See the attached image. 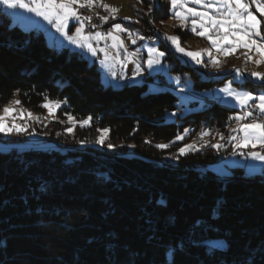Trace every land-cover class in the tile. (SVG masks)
Masks as SVG:
<instances>
[{"label": "trees", "instance_id": "trees-1", "mask_svg": "<svg viewBox=\"0 0 264 264\" xmlns=\"http://www.w3.org/2000/svg\"><path fill=\"white\" fill-rule=\"evenodd\" d=\"M127 1L133 20L123 24L138 36L156 38L172 16L170 0ZM173 31L184 35L179 25ZM158 41L169 73L189 80L191 92L231 77L213 80ZM154 82L165 88L149 92ZM166 84L157 74L142 84L104 85L96 63L12 24L0 7V107L17 94L24 107L40 110L47 95L67 101L59 118H92L72 137L59 122L36 128L56 139L53 149L0 151V264H264V177L204 170L231 144L179 155L192 135H234L236 111L205 101L183 115ZM103 128L113 149L76 148V139Z\"/></svg>", "mask_w": 264, "mask_h": 264}, {"label": "rangeland", "instance_id": "rangeland-1", "mask_svg": "<svg viewBox=\"0 0 264 264\" xmlns=\"http://www.w3.org/2000/svg\"><path fill=\"white\" fill-rule=\"evenodd\" d=\"M103 3L108 5L111 8L117 9L116 18L112 19L111 15L106 12L102 7L103 13H101L99 10L96 11V16H108L109 19L107 23L110 22V28L112 29L113 26L117 23L121 24L123 28L126 29L124 32L119 33H113L114 35H125V38L123 40L124 48H113L112 47V40L107 39L105 46L103 48L96 47L97 53L103 54V60L110 61L111 64L115 66L120 65H126L128 66V69H126L127 74H134L132 76V80L128 83H137L142 84L143 83V77L146 76V71H150L151 75L152 73H161L163 76L166 77V86L169 87L168 89L171 90L173 93L179 95V100L177 102V107L180 108L181 114H186L190 111H197L204 108L203 103L206 101L207 104H209V101H214L219 103L222 106H225L230 109H234L236 112L233 114L232 118H234L237 115H241L243 112V109L237 104L236 100L233 99L231 96H228L226 93L221 92L220 90L223 88H226L231 83V88L235 90L236 92H251L253 95H261L264 94V88L259 86L263 85L264 82L256 80L251 77V73L253 71L264 73V64H261L257 66L254 63V60L259 59L258 56L255 55V53H252L253 55V61H246L244 53L246 52L245 49H238L234 54L229 55L228 57H225L222 53H217L214 49H212L211 44L209 43L208 39L205 37H200L193 33L191 31V21L193 19H199L198 17H189V19L182 25L179 20H177L174 16V11L171 7V18L164 24L160 25L158 27L159 30H161L160 33H158L156 38L151 39V37H146L144 35L139 34V36H143L144 39L141 40L138 38V35L136 33V30H131L129 28H126L123 23H130L133 20L132 14L128 7V1L127 0H103ZM171 6V3H170ZM2 10L6 12L10 19L12 24L18 25L20 28L25 30H30L34 26H38L39 29L45 31L47 42L50 45H54L56 49H61L65 44L66 46H70V51L76 49L80 52V54H83L85 57H90L91 62L94 63V58L96 56H92L90 52H88L86 49H81L76 47L74 44H70L67 39H65L64 36H62L59 32L56 31L55 27L53 25H50L47 23V21H44L40 17H36L32 13L25 12L22 9H7L4 5H0ZM188 7L195 8L197 11H204L203 8H201L199 5L189 3ZM100 9V8H99ZM90 10L91 15L94 16L95 12L94 9H86ZM179 10V9H177ZM253 11H255L253 6ZM211 14V10H210ZM258 19L262 21V29H264V17H260L259 13H256ZM128 18V19H125ZM78 26V21L76 20H69L68 23V34L72 35L70 31L71 25ZM182 27V32L184 35L179 36L174 33V27L177 26ZM199 31V29H197ZM75 32V30H74ZM131 32L132 36L129 37L128 33ZM188 33H191V36L187 35ZM178 37L179 38V44L180 47H182L185 52H199L201 53L200 56V63L195 62L192 60L189 56L185 55L184 53L177 51L176 46L172 44V42L167 39V37ZM158 38L162 39L165 44L169 46V48L172 50L173 53H175L182 62L189 63L192 67L198 68L203 70V72H207L211 79L213 80H220L222 77H224L225 74H230L231 77L229 79H226L225 82L221 84H217L213 86L209 90H202L198 92H191V83L189 80L181 81L179 76H175L173 74H170L168 71V68L166 64H163L165 52L159 48V41ZM133 39H135V43L133 44ZM121 40V39H120ZM122 41V40H121ZM91 44L95 42H91ZM93 46V45H92ZM225 47H229L228 45H225ZM151 48H155L157 52H163L164 56L159 57V63H154L152 68L148 67L147 61L150 56L149 50ZM101 49L107 50V58L105 57V52L101 51ZM208 51H211V56H209L207 53ZM97 55V54H96ZM153 58L155 59V56L153 54ZM215 58L220 63L218 66H214L211 63V60ZM98 66H100L98 63H96ZM139 65L140 71L145 72L142 76L136 74L137 66ZM239 69L242 76H236V70ZM140 72V74H141ZM156 75V74H155ZM140 76V77H139ZM203 78H207L206 75L203 76ZM250 81L253 84H256L254 86L253 90H251L249 87H244L243 84L245 82ZM101 81L104 85H110V81L108 77H101ZM118 82V81H117ZM116 81L113 83L116 84ZM237 83L238 85H236ZM259 84V85H258ZM113 88H119L113 86ZM165 87L159 86L157 83H149L148 84V91L149 92H157L158 90L164 89ZM18 99L17 94L11 98L10 101ZM19 100V99H18ZM10 101L0 107V115H3L2 109L5 106L14 107L16 109L15 112L12 113V116L6 119V123L11 126L13 122L17 123L18 125L25 127L26 131L20 133L17 135L15 132L5 135L3 133H0V151H7L9 149L15 148L19 152L25 149H41V150H50L53 149L54 145L50 141H56L55 138H52L53 136L50 135L49 131L52 129V126L50 124L52 123H60L61 127H59V130L62 132L64 131L66 134L69 135V137H72V135H76V127L79 129L87 128L89 125L81 127L80 121L85 120H76L77 123L75 127L73 128V132L69 134L67 132V129L69 127H72L70 123L67 121V117L59 118L58 112L59 110L65 105V103L61 104V107L56 110L54 116H50L46 109L42 108L40 110H31L29 108L24 107L22 104L20 105H11ZM63 102V101H62ZM192 102H196L197 104L194 106L192 105ZM253 102L258 103V101H250L249 105ZM208 106V105H207ZM21 109L24 110V118L21 119ZM31 112L32 116L37 119H29L27 116V113ZM174 113V115H173ZM177 112H172L167 115V119L173 120L176 117ZM241 123H246L242 121ZM90 124V123H89ZM48 126L49 131L43 132V134H39L35 130L36 128H42L45 126ZM238 126V122L235 120L234 128ZM107 129V128H103ZM103 129H100V131H97V133L91 137L89 140L83 137V139H76V148L77 149H113L115 145L111 144L108 141L109 137V130L105 134L106 138L104 140L103 145L96 143L97 139L101 135V131ZM89 131H86V134ZM35 133V134H33ZM54 133V131H53ZM234 135H243L242 133H235ZM58 137V136H57ZM226 137V136H225ZM52 138V139H51ZM227 138V137H226ZM180 141V139H177ZM187 141V140H186ZM58 142V141H57ZM216 143L221 144H229L227 142V139L224 141H221L219 139V135H213V137H203L201 139L200 134L192 135L190 138H188V141L185 145L181 146L185 147L186 145L193 144L195 145L194 149L192 150H199L202 147H205L206 145H212ZM62 144V143H60ZM111 144L113 147L109 148L108 145ZM121 146V145H119ZM179 148V149H180ZM127 149L129 151L132 150L131 145H127ZM243 152V155H240V152ZM252 151L260 152L261 154H264V149H261L259 145L256 148H245V149H238L233 150V147L231 145V151L228 155L221 156L216 162L208 164L206 167H204V170H208L214 175H217L218 177H226L232 174L233 170L236 168H241L244 170V174L246 176H256L261 175L264 177V161L259 160H252L249 156V153ZM209 244L216 245L218 247H224L223 241H210Z\"/></svg>", "mask_w": 264, "mask_h": 264}, {"label": "snow or ice", "instance_id": "snow-or-ice-1", "mask_svg": "<svg viewBox=\"0 0 264 264\" xmlns=\"http://www.w3.org/2000/svg\"><path fill=\"white\" fill-rule=\"evenodd\" d=\"M171 7L174 11V16L183 25L189 17H198L199 19H193L191 21V31L200 37H205L211 44L212 49L217 53H222L225 57L234 54L238 49H245L244 53L246 61H253L252 53H255L259 59L254 60V63L259 66L264 64V29H262V21L258 19L256 13H259L260 17H264V0H170ZM199 5L204 11H197L195 8L188 7V4ZM0 5H4L7 9H22L25 12L32 13L36 17L42 18L47 21L48 24L53 25L57 32L65 37L70 44L76 45L81 49H86L96 56L97 49H95L90 43L91 40L99 42L102 39H111L113 48H124L123 41L120 40L118 35L113 33H119L126 31L121 24L117 23L113 26L112 30L104 36L100 32H96L94 35H84L85 23L91 24L92 16H81L78 9L86 8L92 9L94 7H102L106 12L111 15L112 19L116 18L117 9L111 8L103 3V0H0ZM253 6L255 11H253ZM179 9V10H177ZM211 10V14H210ZM78 21V26L75 27V32L72 35L68 34V23L69 20ZM108 16H99V20L107 23ZM128 19V18H125ZM95 28L97 25L92 24ZM199 29V31H197ZM129 37L132 33H128ZM139 39L143 40V36H138ZM173 45L176 46L177 51L184 53L189 56L192 60L200 63L201 53L199 52H185L180 47L179 38L172 36L167 37ZM133 44L136 42L133 39ZM228 45L229 47H225ZM105 52L107 58V50L101 49ZM150 56L147 61L148 67L152 68L154 63H159V57H163V52H157L155 48L149 50ZM153 54L155 59L153 58ZM211 56V51L207 53ZM103 63V62H102ZM214 66L219 65V61L215 58L211 60ZM136 74H140V67L137 66ZM243 74L239 69L236 70V76H242ZM251 77L264 82V73L253 71ZM264 86V85H262ZM19 91V90H17ZM231 96L236 100L237 104L242 108H248L250 101H258L254 104L255 110L261 114V119H252L250 123H241L242 121H248L250 117H253V111H244L241 115L235 116L238 122V126L232 131L234 133H242L243 135H228L227 138L223 134H219V139L232 145L233 150L245 149V148H256L258 145L261 149H264V94L253 95L251 92H236L231 88V83L228 87L220 90ZM27 95V93H25ZM62 103L67 101L51 100L47 95L43 96V103L40 107L47 110L50 116H54L57 109L61 107ZM11 105H20L21 101L16 99L10 101ZM14 107L5 106L2 109L3 115H0V133L9 135L15 132L17 135L26 131L25 127L18 125L13 122L11 126L6 123V119L12 116L15 112ZM67 115V121L72 125L67 129V132L71 134L77 121L70 113ZM174 115V113H173ZM29 119L34 118L31 112L27 113ZM20 118H24V110L21 109ZM91 117L80 121V126L84 127L89 125ZM100 131V130H98ZM108 129L101 131L100 137L96 143L103 145L106 138ZM35 134V133H33ZM187 134V130H185ZM210 135L209 132H202L200 134L201 139ZM177 139H183L181 136H177ZM109 148L113 146L108 145ZM156 147L160 149H166L169 147L168 144H158ZM195 145H186L179 149V155H185L188 151L194 149ZM211 147L219 150L224 147L221 143L212 144ZM243 155L241 151L239 153ZM252 160L264 161V154L260 152L252 151L249 153Z\"/></svg>", "mask_w": 264, "mask_h": 264}, {"label": "crops", "instance_id": "crops-1", "mask_svg": "<svg viewBox=\"0 0 264 264\" xmlns=\"http://www.w3.org/2000/svg\"><path fill=\"white\" fill-rule=\"evenodd\" d=\"M109 25L110 24V22L109 23H106V25ZM73 25V24H72ZM71 25V27H70V31H71V33H74V30H75V25H73L72 26ZM30 30H38V31H41L43 34H44V37H45V39H46V41H47V37H46V33H45V31H43V30H41V29H39V27L38 26H34V28L32 27ZM112 30V29H111ZM84 35H86L87 36V34H85L84 33ZM107 36V35H106ZM121 39V38H120ZM106 40L107 39H102V40H100L99 42H97L96 40H91V42L93 41V42H95V43H97V46L96 47H98L99 46V48H103L104 46H105V43H106ZM122 41H123V39H121ZM48 43V42H47ZM50 45V44H49ZM64 46L63 47H66V48H68L69 50H70V46H66L65 44H63ZM93 45V44H92ZM51 46H53V47H55L54 45H51ZM62 47V48H63ZM94 47V46H93ZM96 47H94V48H96ZM56 48V47H55ZM72 51H76V52H78V53H80L79 51H77L76 49H74V50H72ZM99 54V56H100V60L99 61H97L96 60V57L94 58V63H98L100 66H98V68H99V70H100V72H101V77L102 76H104V77H108V79H109V81H110V86H115V87H120L123 83H128L129 81H131L132 79V76L134 75V74H127L126 73V69H128V66H126V65H118V66H115V65H113V64H111V62L110 61H107V60H103V54H102V52L100 53H97V55ZM83 55V54H82ZM96 55V56H97ZM84 56V55H83ZM85 57V56H84ZM86 58L91 62V59H90V57H87L86 56ZM103 62V63H102ZM163 64L165 65V63L163 62ZM141 72V71H140ZM145 73V72H144ZM143 72H141V74H139L140 76H142L143 74H144ZM162 73V72H161ZM160 73V74H161ZM153 75H157V74H159V73H156L155 72V74L154 73H152ZM146 76H152L151 75V72L148 70V71H146V74H145ZM161 75H163V74H161ZM139 76V77H140ZM146 76H144L143 77V81L145 80V78H146ZM164 78L166 79V77L164 76ZM131 79V80H130ZM114 81H118L116 84H114L113 82Z\"/></svg>", "mask_w": 264, "mask_h": 264}, {"label": "built area", "instance_id": "built-area-1", "mask_svg": "<svg viewBox=\"0 0 264 264\" xmlns=\"http://www.w3.org/2000/svg\"><path fill=\"white\" fill-rule=\"evenodd\" d=\"M99 8H100V9H99ZM92 9H94V12H95L94 16L91 15L90 10H86V8H80V9H78L79 14H80L82 17H83V16H88V15L92 16V22H91V24L85 23L84 33L87 34V35H90V34H91V35H94L96 32H100V33H102L104 36L107 35V33H108L111 29L105 27L104 22L100 21V20H99V17L96 16V13H97L96 11H98V10H99L101 13H103L102 8H101V7H94V8H92ZM103 14H104V13H103ZM92 24L97 25V27L93 28V27H92ZM121 38L124 40L125 36H124V35H121ZM151 39H153V37H151ZM93 46L96 47V46H97V43H93ZM96 60H100V56H99V54L96 56ZM255 103H256V102H253V103H251V104L249 105L248 108H244V109H243L242 112H244V111H248V110L253 111V117H250L248 121H244V122H246V123H250L252 119H257V120H259V119L262 118V117H261V114H260L257 110H255V108H254V104H255Z\"/></svg>", "mask_w": 264, "mask_h": 264}, {"label": "bare ground", "instance_id": "bare-ground-1", "mask_svg": "<svg viewBox=\"0 0 264 264\" xmlns=\"http://www.w3.org/2000/svg\"><path fill=\"white\" fill-rule=\"evenodd\" d=\"M97 61H99V60H97Z\"/></svg>", "mask_w": 264, "mask_h": 264}]
</instances>
